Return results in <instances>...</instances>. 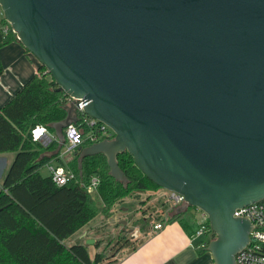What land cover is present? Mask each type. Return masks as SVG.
I'll use <instances>...</instances> for the list:
<instances>
[{"label": "water", "instance_id": "95a60500", "mask_svg": "<svg viewBox=\"0 0 264 264\" xmlns=\"http://www.w3.org/2000/svg\"><path fill=\"white\" fill-rule=\"evenodd\" d=\"M6 21L71 98L55 136L83 113L113 137L103 154L127 183V151L160 188L206 213L214 264H236L264 198V0H0ZM44 139H50L45 134Z\"/></svg>", "mask_w": 264, "mask_h": 264}, {"label": "trees", "instance_id": "16d2710c", "mask_svg": "<svg viewBox=\"0 0 264 264\" xmlns=\"http://www.w3.org/2000/svg\"><path fill=\"white\" fill-rule=\"evenodd\" d=\"M12 40H17L16 34L11 28L4 33L0 22V47ZM45 71L39 65L36 73L0 107V153L15 152L0 184V264H101L107 258L103 253L91 256L83 244H65L97 214L89 192L91 178H98L95 190L103 201L104 212L133 192L160 187L140 171L127 151L117 155L127 183L109 174L101 153L79 162V148L91 144L87 139L62 163L73 172V179L57 185L50 174H41L39 169L50 159L44 153L66 143L64 131L61 139L55 136L54 124L65 119L70 103L68 95L56 90ZM2 72L0 64V76ZM71 117V123L85 136L89 131L85 120L90 117L76 108ZM35 126L45 127L47 135L53 137L34 140L31 130ZM59 153L51 157H59ZM179 215L172 214L168 222ZM210 237H215L213 232ZM197 247L206 249L207 243L199 241Z\"/></svg>", "mask_w": 264, "mask_h": 264}, {"label": "crops", "instance_id": "0c3cea01", "mask_svg": "<svg viewBox=\"0 0 264 264\" xmlns=\"http://www.w3.org/2000/svg\"><path fill=\"white\" fill-rule=\"evenodd\" d=\"M30 54L18 39L0 47V64L3 68L0 76V107L36 73L40 63L32 60ZM48 136L52 138L51 134ZM63 145L67 146V143H63ZM63 145L52 152L44 153L50 158L45 164L46 168L65 163L71 158L72 151H67L68 146L63 150ZM57 151L60 152L59 157H51ZM14 156L15 152L0 153V184ZM47 174L50 172L44 175ZM160 190L161 188L154 192L137 193L142 194L143 216L150 215L153 217V221L148 227H142V236L136 242L129 244L128 239H126L113 256L101 264H214L209 251L197 247L199 241L208 243L211 238L210 235L190 238L197 226L194 208L185 204L175 205L169 199V192L163 193L164 197H160ZM121 202L123 203L124 199ZM176 212H179L180 215L168 222L170 216ZM143 216L142 221L145 222ZM166 218L167 220L161 229L153 228L154 223ZM93 219L71 235L76 234L74 241L85 245L91 256L96 252H101L98 250L105 247L102 246L105 243L104 235L99 230L102 221L92 222ZM89 239H92L91 243L86 244L85 240ZM97 241L101 242L97 243Z\"/></svg>", "mask_w": 264, "mask_h": 264}, {"label": "built area", "instance_id": "2783aa9c", "mask_svg": "<svg viewBox=\"0 0 264 264\" xmlns=\"http://www.w3.org/2000/svg\"><path fill=\"white\" fill-rule=\"evenodd\" d=\"M0 22H2V31L6 33L11 27L6 21L3 11L0 7ZM46 72V71H45ZM70 101L71 98L69 97ZM87 104V101H82V99H76V108L78 111L83 113V106ZM84 114V113H83ZM89 131L84 136L82 131L70 123L64 128V136L67 143V151H72L76 146L80 145L85 139L93 143L102 139H109L113 135L109 127L104 123L90 117L85 120ZM38 126H35L32 130V138H34V131ZM43 127V126H40ZM45 129V127H43ZM46 130V129H45ZM47 131H45L39 139L45 136ZM53 137V136H52ZM52 180L57 185H63L69 182L74 178L72 171L67 169L65 165H51L48 166ZM98 184V178L92 177L90 182V187L95 188ZM169 199L175 205L185 204L184 198L181 194H178L173 191H169ZM195 215L199 212V218L197 220V226L194 231L191 233L190 238L202 237L206 233L211 235V228L208 225V218L205 212L197 207H193ZM233 215L236 217L246 218L251 222L252 228L249 233V240L245 246H243L235 255L236 264H264V198H261L257 201L251 202L247 205L242 206L241 208H235ZM165 220L157 221L153 224L154 229H161L165 223Z\"/></svg>", "mask_w": 264, "mask_h": 264}, {"label": "rangeland", "instance_id": "374dc122", "mask_svg": "<svg viewBox=\"0 0 264 264\" xmlns=\"http://www.w3.org/2000/svg\"><path fill=\"white\" fill-rule=\"evenodd\" d=\"M31 59L38 61L33 54H30ZM64 131V129H63ZM67 146L63 145L62 149L64 150ZM48 168V167H47ZM43 165L39 170L41 174H46L49 170ZM158 190V189H157ZM144 191V190H143ZM142 190L133 192V194L126 196L124 202L115 203L108 212L103 211V201L96 192L95 188H90L89 192L91 198L94 202V205L97 208V214L95 215L92 222L102 221L100 224V232L104 235L105 243L102 246H105L104 249L101 248L98 251H101L107 259L111 258L113 254L118 250L128 239L129 244L136 242L142 236V227H148L150 222L153 221V217L150 215L143 216V207L141 203V195L137 193L143 192ZM149 191V192H154ZM168 190L161 188L160 197H164L163 193H168ZM140 195V196H139ZM121 203V204H120ZM193 212V211H192ZM142 216L145 218V222L142 221ZM196 220L199 218V212L195 215ZM126 220L128 221L126 223ZM147 222V223H146ZM193 222V221H192ZM127 237V238H126ZM76 239V234L70 236L65 240L66 244H77L74 241ZM92 239L85 240V243H91ZM73 242V243H72ZM101 241H97L99 243Z\"/></svg>", "mask_w": 264, "mask_h": 264}, {"label": "clouds", "instance_id": "9594fccd", "mask_svg": "<svg viewBox=\"0 0 264 264\" xmlns=\"http://www.w3.org/2000/svg\"><path fill=\"white\" fill-rule=\"evenodd\" d=\"M45 131H46V130H45L43 127L38 126V127L35 129L34 133H33L34 138L39 139V137H40Z\"/></svg>", "mask_w": 264, "mask_h": 264}]
</instances>
